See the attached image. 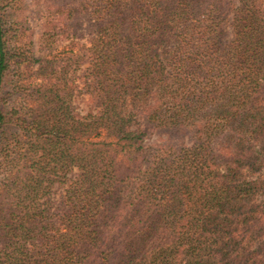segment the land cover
Masks as SVG:
<instances>
[{"label": "trees", "instance_id": "obj_1", "mask_svg": "<svg viewBox=\"0 0 264 264\" xmlns=\"http://www.w3.org/2000/svg\"><path fill=\"white\" fill-rule=\"evenodd\" d=\"M60 1L34 71L0 0V264H264V0Z\"/></svg>", "mask_w": 264, "mask_h": 264}, {"label": "rangeland", "instance_id": "obj_2", "mask_svg": "<svg viewBox=\"0 0 264 264\" xmlns=\"http://www.w3.org/2000/svg\"><path fill=\"white\" fill-rule=\"evenodd\" d=\"M8 3L11 8L9 13L11 23H18L19 45L21 44L25 47L29 46L30 59L35 61L34 71L37 66V61L49 59L56 55L60 58L70 57L71 53H76L77 48L74 44H71L68 40L63 41L58 38L57 24H59V12L62 6L60 0H8ZM55 24L54 38L46 40L44 36L45 30L49 28L50 25ZM79 43L80 45L87 46L86 38ZM85 68L86 66H83L74 77L76 84L80 87H82V75ZM82 100H84V97L79 95L78 100L75 102L78 110L84 108V102H82ZM260 144H264V138L260 140ZM75 172L76 171L73 173ZM72 176H74V174ZM2 179L3 175L0 172V184L2 183ZM254 180L258 181L260 190L250 205L259 208L264 207V170L259 172L258 175L256 174ZM63 190L64 186L60 185H55L52 188L51 192L54 204H56L62 196Z\"/></svg>", "mask_w": 264, "mask_h": 264}]
</instances>
